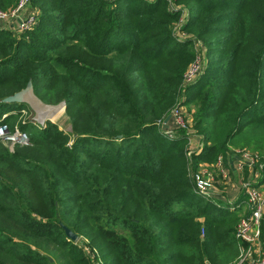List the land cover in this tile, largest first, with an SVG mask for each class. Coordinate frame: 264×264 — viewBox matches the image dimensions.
<instances>
[{"label":"trees","instance_id":"obj_1","mask_svg":"<svg viewBox=\"0 0 264 264\" xmlns=\"http://www.w3.org/2000/svg\"><path fill=\"white\" fill-rule=\"evenodd\" d=\"M30 2L35 29L13 38L0 28V117L13 132L26 106L2 100L31 81L44 103L65 102L72 135L27 122L17 129L28 145L0 143V264H95L90 244L101 264H236L241 216L194 195L184 142L153 125L176 106L193 60L170 34L177 16L164 0ZM178 2L209 55L185 89L207 143L194 161L224 160L231 147L262 153L264 0Z\"/></svg>","mask_w":264,"mask_h":264},{"label":"rangeland","instance_id":"obj_2","mask_svg":"<svg viewBox=\"0 0 264 264\" xmlns=\"http://www.w3.org/2000/svg\"><path fill=\"white\" fill-rule=\"evenodd\" d=\"M164 1L166 4V12H168L169 14H172L174 16L175 15L177 16L175 21H173L170 25L171 36L179 43H182V44H184L186 42L190 43V46H191L190 52L192 53L193 60L187 66L188 69L191 68L192 66H194L196 64V62H198V61L201 62L202 66L207 65L209 62V55H207L208 50H207L206 42L201 38H197L194 34L192 35L188 30L185 29L186 25L188 23V14H189L188 7H186L181 2H178V0H164ZM16 3H17V0H16ZM15 6H16V4H15ZM14 7H13V9H14ZM26 8L27 9L25 10V12L21 15L22 17H19L14 22L0 19V28L8 31L12 35L13 38H18L21 33L26 32V31H23V32L20 31L19 26L17 25L18 21H20L23 18L29 17L30 15H34L35 16L34 27L31 30H28V32L35 29V27L37 26V23H38V19H39L38 18L39 17V10L36 7H33L31 2L28 3ZM13 9L9 8V9L3 10V11H5V14L8 15L11 13L10 11ZM0 10H1V8H0ZM178 91H180V92L177 95L176 102H177L178 98L180 99L179 96L182 92L181 88ZM33 95H34V92H33ZM35 97L41 105L38 106L37 107L38 109H37L35 106H31L28 103H23V104H25L26 107L19 111V116L17 117V120L15 121V126L13 127V130H14L13 132H11L9 130L8 124L5 123L7 126L8 134L5 135V138H3V140H0V143L4 144L8 148H10V151H12L14 149L13 147L16 145H19V146L28 145L29 141H28L27 134L20 132V130L17 129L18 125L24 124L27 122L30 125H32L33 128H35L36 130H42L45 127V123L48 121V122H51L53 124H56V126L59 129H61L64 133L68 134L69 136L72 135V129H70L69 118L65 112V102L61 101V102L55 103V105L54 104H47V103H44L38 96L35 95ZM61 105H63V106H61ZM185 107L187 108V110L184 112L183 118H184V121L187 123V126H188L187 129H185V130L184 129L173 130L171 128L169 129L166 126L164 121H167L171 109L169 112H167L163 116H161L159 120L155 121L153 125H154V127L157 128L158 135H160L165 140H168L169 142H176L178 140H182L184 142L183 143L184 144L183 150H184V154H185V160L187 161L186 173H187V178H189L190 182L192 183L191 176L198 170V168L201 166H207L208 168H211L214 165V163L217 161L216 160L217 157L220 155H218L215 158V161L211 164L210 163L208 164L206 162H200L197 164L194 161V158L199 153L200 148L201 147L204 148L205 144L207 145V143L204 142L203 135L200 134L199 131L197 130V128L194 126V121H195L197 109H198L197 106H195V107L190 106V108H189L188 105H185ZM54 108H56V109H54ZM52 109H54V110H52ZM57 113H58V117L55 118L54 116H55V114L57 115ZM5 115H7V114H5ZM2 117H0V121H1ZM18 133H19V136H16L17 141L15 143H12V142L10 143L9 141H7V139H6L7 136L16 135ZM21 135H25L27 142L24 141V142L20 143L19 138L21 137ZM169 137H171L173 139H170ZM174 138H177V139H174ZM193 139H195V140H193ZM71 145H72V140L69 142L68 146L71 147ZM232 148H237V147H231L229 149V151H231L230 157L234 156L236 150L241 151V152L243 151L246 153L256 154L260 159V163H262L263 167H264V149H263L262 153H260V152L252 151L250 149L247 150L244 148H241V149H239V148L232 149ZM233 150H235V151L233 152ZM261 172H262V170L256 173V177H257L256 180H257L258 184L261 181V179L263 178ZM244 179H245L244 180L245 182H248L251 179V177H250V175L247 174L244 177ZM231 180H232V178H231ZM260 186L262 187V192L264 194V185H260ZM226 187H227L226 182L223 181L221 178L217 177V183L215 184L214 191L218 197H221L220 200L225 201V202L229 201V199L226 198L225 195L223 194L224 191H226ZM229 212L232 213L233 211L230 210ZM200 221H203V219H200ZM260 225H261V222H260ZM259 229H260V227H259ZM260 235H261V229H260ZM79 238L81 239V242L79 241V245L84 247L85 246L84 244L87 243L86 240L77 236L76 241H78ZM76 241H74V242H76ZM86 250L89 251L91 254L88 253ZM86 250H85L86 253L90 257V261L94 262V260H95L94 258L96 257L98 260L95 264H101L103 262V260H102V262L100 260L101 259L100 252L98 251L97 248H95L94 246H92L90 244V246L86 247ZM259 250L261 251L264 249H261V247L259 246ZM238 262H239V258L237 259L236 264H238Z\"/></svg>","mask_w":264,"mask_h":264},{"label":"built area","instance_id":"obj_3","mask_svg":"<svg viewBox=\"0 0 264 264\" xmlns=\"http://www.w3.org/2000/svg\"><path fill=\"white\" fill-rule=\"evenodd\" d=\"M29 2L30 0H17L16 6L10 11V14L7 15L5 14V11L0 10V19L14 22L19 17H22L21 15L27 9L26 6ZM34 23L35 16L30 15L29 17L18 21L17 25L19 26L20 31L23 32L31 30L34 27ZM206 66L207 65L202 66L201 62L198 61L194 66L187 69L181 85L182 92L179 96L180 99L178 98L176 106L170 111L167 121H164L169 129H187V123L183 118L184 112L187 110L185 107V89L194 85V83L199 80L203 75ZM6 116L7 115L4 114L0 121V140H3L5 135L8 134L7 126L5 122H3ZM16 136H19V133L7 136L6 139L10 143H15L17 141ZM23 136L25 137V135ZM169 138L173 139L171 137ZM202 149L203 148L201 147L200 151ZM234 151L235 150H233V152ZM232 158L235 167L239 172L243 170L244 166H246L251 172L249 174L251 179L248 182H244L242 185L244 194L246 195L244 206L249 214L247 216H241L235 227V237L239 241L238 247L240 251L238 264H264V250H259V240L261 236L259 227L264 215V194L262 192V187L259 186L256 180V173L263 169V164L260 163V159L256 154L241 152L238 150L235 151ZM216 160L217 161L211 168H208L207 166L199 167L191 178L194 195L200 196L214 206L216 205L217 207H220L218 202L221 201V197H218L214 191L217 177L221 178L226 183L230 182L231 178L227 172L225 161L222 157L218 156ZM226 205L229 211H234L236 208V204H234L233 200L227 201ZM204 235L205 231L201 230V237Z\"/></svg>","mask_w":264,"mask_h":264},{"label":"crops","instance_id":"obj_4","mask_svg":"<svg viewBox=\"0 0 264 264\" xmlns=\"http://www.w3.org/2000/svg\"><path fill=\"white\" fill-rule=\"evenodd\" d=\"M225 160V166L227 169V172L229 176L232 178V180L227 184L226 191H224V195L226 198L229 199V201H234V204H236V208L234 212H237L239 216H247L249 213L247 212L245 208V201H246V195L244 194V190L242 185L244 184V177L251 172L248 170L246 166H244L242 171H238L235 167L234 160L232 157H227ZM227 202V201H226ZM225 201H219L221 207H226ZM261 229V236L259 241V246L261 249H264V216L261 221L260 225Z\"/></svg>","mask_w":264,"mask_h":264},{"label":"water","instance_id":"obj_5","mask_svg":"<svg viewBox=\"0 0 264 264\" xmlns=\"http://www.w3.org/2000/svg\"><path fill=\"white\" fill-rule=\"evenodd\" d=\"M4 103H9V104H20V103H28L31 106H35L34 104H32L31 102L35 103V104H39V101L36 99L35 95H33V86H32V82L29 81L27 83V85L25 86V88L19 90V92L8 96L6 98H4L2 100ZM63 106V105H61ZM36 107V106H35ZM37 108V107H36ZM38 109V108H37ZM56 109V108H54ZM52 109V110H54ZM20 143L21 142H27V139L21 135V137L19 138ZM64 230V234L66 235V237L71 240V241H76L77 240V235L73 234L68 228H66L65 226L62 227Z\"/></svg>","mask_w":264,"mask_h":264},{"label":"bare ground","instance_id":"obj_6","mask_svg":"<svg viewBox=\"0 0 264 264\" xmlns=\"http://www.w3.org/2000/svg\"><path fill=\"white\" fill-rule=\"evenodd\" d=\"M32 104H34L36 107H38V106H40L38 103L37 104H35V103H33V102H31ZM58 109V108H57ZM58 111V110H57ZM55 118L56 117H58V113H57V115L55 114V116H54Z\"/></svg>","mask_w":264,"mask_h":264}]
</instances>
